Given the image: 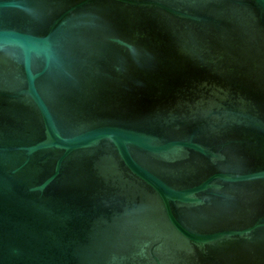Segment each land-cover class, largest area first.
<instances>
[{"label":"water","instance_id":"1","mask_svg":"<svg viewBox=\"0 0 264 264\" xmlns=\"http://www.w3.org/2000/svg\"><path fill=\"white\" fill-rule=\"evenodd\" d=\"M0 264H264V0H0Z\"/></svg>","mask_w":264,"mask_h":264}]
</instances>
